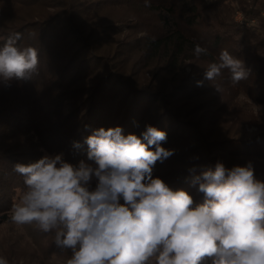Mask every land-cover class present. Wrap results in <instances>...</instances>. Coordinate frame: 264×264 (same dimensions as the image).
<instances>
[{
    "label": "trees",
    "instance_id": "trees-1",
    "mask_svg": "<svg viewBox=\"0 0 264 264\" xmlns=\"http://www.w3.org/2000/svg\"><path fill=\"white\" fill-rule=\"evenodd\" d=\"M52 1L57 2L0 0V47L19 32L17 46H34L39 53L31 76L14 80L10 87L0 85V224L10 219L24 189L15 164L37 161L43 147L62 152L74 163L87 160L85 140L101 127L120 126L124 135L141 137L148 125L165 130L162 146L174 154L157 161L153 176L173 190H186L195 203L204 195L192 180L214 169L217 161L227 168L251 162L255 177L264 181V119L236 101L243 93L264 102V0H151L150 7L144 0H80L79 6H92L82 12H52L47 8L57 5ZM117 5L130 6L132 14L104 13ZM235 8L243 11L244 20L235 18ZM95 15L100 22L87 23ZM120 17L132 20L124 40L116 48L99 41L100 33L122 32L114 26ZM196 43L209 54L196 57ZM222 49L244 61L250 70L246 80L233 85L227 70L214 82L205 79L207 66L218 62ZM148 72L150 77L145 76ZM41 80L43 98L37 100L35 88ZM193 100L194 108L179 106ZM30 107L37 108V118H31ZM22 112L30 117L16 120ZM222 117L231 119L226 126L217 123L225 122ZM246 122H258L260 128L244 132ZM14 129L31 132L12 135ZM74 142L81 146L74 147ZM61 251L44 250L38 264H62Z\"/></svg>",
    "mask_w": 264,
    "mask_h": 264
},
{
    "label": "clouds",
    "instance_id": "clouds-1",
    "mask_svg": "<svg viewBox=\"0 0 264 264\" xmlns=\"http://www.w3.org/2000/svg\"><path fill=\"white\" fill-rule=\"evenodd\" d=\"M21 38L11 34L0 47V85L10 87L38 67V49L17 46ZM194 54L209 49L196 43ZM223 70L233 85L250 75L227 49L207 66L205 79ZM166 140L167 132L152 125L142 137L101 127L86 138L87 160L78 165L62 153L15 164L24 189L12 205V223L54 233L56 246L71 252L66 264H264V181L252 163L227 168L217 161L195 176L192 184L204 195L195 203L186 190L153 176L157 161L174 154L162 146ZM0 264L9 261L0 256Z\"/></svg>",
    "mask_w": 264,
    "mask_h": 264
},
{
    "label": "rangeland",
    "instance_id": "rangeland-1",
    "mask_svg": "<svg viewBox=\"0 0 264 264\" xmlns=\"http://www.w3.org/2000/svg\"><path fill=\"white\" fill-rule=\"evenodd\" d=\"M49 1V0H48ZM79 1L80 0H57L56 1H52L53 5L57 4L56 6H51V7H47L49 8L50 11L52 12H64V11H73V10H79V12L81 11H86L89 5H85V6H79ZM231 4H234L236 2V0H232L230 1ZM236 6H238L237 4H235ZM46 7V6H45ZM130 7V6H128ZM126 6L123 5H117V6H113V7H107L106 9H104V13H107L108 15H120L122 16L124 12H126L127 14H132L130 12H132L131 8L129 9ZM92 8V6L90 7ZM236 13L235 18L237 20H244L245 19V15L243 13V11L240 8H235ZM79 12L75 15L74 18L77 17V15L79 14ZM90 12V11H87ZM84 12V13H87ZM91 14L92 13H88ZM122 14V15H121ZM100 17H97V15L93 16V17H88L89 20L87 23H90L91 25L94 26V24L96 22H100L99 21ZM130 22H132V20L126 17H120V20L116 19L115 21V25L117 28L116 29H120L122 30L121 33L118 34V32H115L114 34L110 33V31H108L107 34H102L100 33L98 38L99 41L100 40H105L106 42L111 43L112 47L116 48L117 45H119V41L124 40V35H125V31L127 30V28H129V24ZM102 25V24H101ZM101 25H98L97 27H101ZM102 29H105V27H102L101 30L100 28L95 29V32L97 31H102ZM191 70L190 66L186 67V72H189ZM158 75V73H157ZM146 77H150L151 74L148 72L146 75ZM156 76V74H155ZM181 80L180 78H177L176 81ZM214 82V81H213ZM228 86V84H226ZM42 89H44V86L42 84V80L40 81L39 85L35 88L37 95L35 96L36 99L38 100L39 98H43L41 97L40 93L42 91ZM9 95L11 96V92L9 93ZM12 97V96H11ZM212 101H216L215 98H212L210 96H208ZM205 98V97H204ZM203 99V98H201ZM200 99V100H201ZM195 101L197 100H193V102H188L187 104H181V102L179 103L180 107L186 106L187 108H191L195 105ZM237 103L238 107L241 108H247V110L249 111H254L256 115H258V118H262L264 119V102L263 101H259L253 98H249L247 96H245L243 93H239V95H237ZM21 106V111H23L24 109V105H20ZM19 107H17L18 109ZM31 109V110H30ZM30 109L28 108L27 110L30 111V113H32V117H34L35 114V118H37V113L36 110L37 108L34 110L33 107H30ZM26 110V109H25ZM30 113H26L24 114L23 112L20 113V116L17 118L16 120L20 118V120H22L23 118H29L30 117ZM28 114V115H27ZM227 114L224 113V115ZM223 116V115H222ZM30 118V120H31ZM223 118V117H222ZM223 120L225 122H217L219 124L222 125H227V122H229V118L225 117L223 118ZM32 121V120H31ZM248 121H252V120H248ZM243 125V124H242ZM243 131L253 134L256 133L258 131V129L260 127H258V122L257 123H250V122H246ZM22 130L20 129H14L13 132H11L12 135H16L19 133H22L23 136H27L28 134H30L31 129H27L23 132H21ZM8 152V148L5 150V153ZM40 158H42L44 155H56V154H61L62 152H52V150L47 149L45 147L42 148V150L40 151ZM63 154V153H62ZM63 158L74 164V165H78V163H74L71 160L67 159L64 154H63ZM93 187L95 186V181H93ZM18 200V197L15 199V201ZM55 248H58L56 246V244L54 243V233L49 232V233H45L42 232L40 230H38L34 225H16L14 223H12L11 219L6 220L5 222L0 224V256L1 254H3L4 256L8 257L10 260L13 261H9V264L11 263H15L17 261L16 264H38V262L41 261L42 257L44 256L43 251H51ZM62 250V249H60ZM71 252L70 250H62L61 253H59L58 258L59 260L62 262V264H65L67 262V260L70 258Z\"/></svg>",
    "mask_w": 264,
    "mask_h": 264
}]
</instances>
